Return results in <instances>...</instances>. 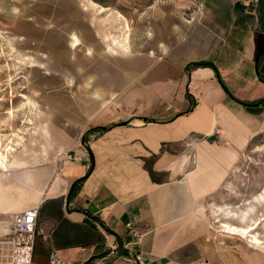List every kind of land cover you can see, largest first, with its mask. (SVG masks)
<instances>
[{
	"label": "crops",
	"instance_id": "0c3cea01",
	"mask_svg": "<svg viewBox=\"0 0 264 264\" xmlns=\"http://www.w3.org/2000/svg\"><path fill=\"white\" fill-rule=\"evenodd\" d=\"M151 9L148 53L108 88L112 98L125 91L123 113H94L80 140L60 143L37 102L30 107L46 120L31 136L5 144L0 126L8 156L0 168V239L15 213L38 207L34 264H48L52 248L74 264H138V253L152 264H225L235 256L218 244L212 209L226 195L240 200L229 179L240 177L247 152H264V0H164ZM77 17L67 22L70 47L54 56L78 67ZM87 27L95 41L97 29ZM92 85L93 101L81 106L97 112L111 98ZM11 142L8 153L3 143ZM217 213L227 219L217 229L232 235L223 226L257 224L256 231L264 221L242 227L230 223L239 213Z\"/></svg>",
	"mask_w": 264,
	"mask_h": 264
},
{
	"label": "rangeland",
	"instance_id": "374dc122",
	"mask_svg": "<svg viewBox=\"0 0 264 264\" xmlns=\"http://www.w3.org/2000/svg\"><path fill=\"white\" fill-rule=\"evenodd\" d=\"M159 1L164 0L0 2L2 141L4 139L6 144V141H11L13 137L18 140V134L21 137L31 136V133L45 122L46 115L53 117L50 131L55 141L60 143L71 139L80 140L84 126L94 113H99V117L108 112L109 108L123 113L120 98L125 91L119 89V94L112 98V92L108 88L111 80L125 74L127 68L130 70L136 62L142 61L144 54L148 53L154 35L151 7ZM66 3L72 8L73 12L70 15L67 14ZM92 3L98 7H94ZM75 14L80 21L78 34L83 40L77 53L82 60L81 66L78 67L72 58L63 64L54 56L58 50L70 47L68 40L70 24L67 22L75 21ZM86 24L87 26L91 24L93 30L97 29L98 36L96 35L95 41L93 32ZM84 30L90 33V38H85L82 34ZM126 35L130 37L129 46L125 42ZM126 46L132 54L128 58L123 56L127 50ZM89 49L93 54H89ZM32 65L35 67H31ZM93 83L105 92V98H111V104L97 112H89L81 106L93 101L91 96ZM31 102L40 104L46 115H40L31 108ZM50 104L53 105L51 108ZM9 131L12 133L11 136L8 134ZM20 143L19 141L18 144ZM11 144L12 142L8 145L3 143V149L7 151L13 146ZM14 151V148H10L8 153ZM4 156L8 158L7 155ZM0 168L3 169L1 164ZM240 170V177L229 179L240 193L237 195L234 186L228 184L229 191L240 196V200L231 194L224 196L223 199L221 197L225 204L214 205L219 207L212 209V227L217 231L216 238L222 251L235 255L225 257V264H233V261L238 259L239 264H264V252L260 249L253 247L245 238L217 229L219 226L217 222L227 220L217 213L219 209L239 213L238 217L230 220V223L241 226H247L264 216V200H259L264 196V152L255 150L254 153L247 152L244 166H241ZM244 211H249L247 213L249 218L241 220ZM255 232L264 240V221Z\"/></svg>",
	"mask_w": 264,
	"mask_h": 264
},
{
	"label": "built area",
	"instance_id": "2783aa9c",
	"mask_svg": "<svg viewBox=\"0 0 264 264\" xmlns=\"http://www.w3.org/2000/svg\"><path fill=\"white\" fill-rule=\"evenodd\" d=\"M220 133V129L217 130ZM39 208H25L14 214L12 226L7 237L0 239V264H34L33 254L38 232ZM130 225V224H129ZM137 236V233L134 232ZM41 238L48 241L50 237L41 233ZM138 264H152L142 253L136 255ZM48 264H74L64 259L58 250L52 248Z\"/></svg>",
	"mask_w": 264,
	"mask_h": 264
},
{
	"label": "bare ground",
	"instance_id": "6f19581e",
	"mask_svg": "<svg viewBox=\"0 0 264 264\" xmlns=\"http://www.w3.org/2000/svg\"><path fill=\"white\" fill-rule=\"evenodd\" d=\"M0 138H1V135H0ZM1 147H2V144H1V139H0V164H1V166H4V163L8 160V158H6V156H4L2 154ZM228 225H229V223H228ZM256 225H255V227L248 228V229L235 228V225H234V227L226 226V225L225 226L222 225V226H223L224 230H226V231H228L230 233H233V234L240 235V236L244 237L253 247H255L256 249L258 248V249L262 250V252H264L263 251L264 250V243L261 241L262 239L260 238L261 239L260 240L258 237H256L254 235V231L257 228ZM242 227H244V226H242Z\"/></svg>",
	"mask_w": 264,
	"mask_h": 264
},
{
	"label": "trees",
	"instance_id": "16d2710c",
	"mask_svg": "<svg viewBox=\"0 0 264 264\" xmlns=\"http://www.w3.org/2000/svg\"><path fill=\"white\" fill-rule=\"evenodd\" d=\"M150 171H151V173H153V170L152 169H150Z\"/></svg>",
	"mask_w": 264,
	"mask_h": 264
}]
</instances>
